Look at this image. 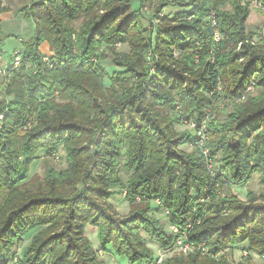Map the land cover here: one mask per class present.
I'll list each match as a JSON object with an SVG mask.
<instances>
[{
    "label": "trees",
    "instance_id": "16d2710c",
    "mask_svg": "<svg viewBox=\"0 0 264 264\" xmlns=\"http://www.w3.org/2000/svg\"><path fill=\"white\" fill-rule=\"evenodd\" d=\"M39 1L34 0L19 9L25 18L33 19L35 23V35L24 43L25 62L20 70L15 71V77L11 80L15 93L20 95L6 103L0 97V114L5 113L9 121L8 124L3 123V133L11 139L13 137L20 139L5 140L7 142L0 140V195L5 187L15 186L27 178L28 170H24L22 164H31L40 150H45L48 155L52 154L61 142L65 144L69 164V169L62 176L71 177L74 171L72 168L76 167L77 177L85 184L72 198L41 194L20 203L16 213L20 212L13 219V225H8L4 230L9 232L11 239L19 238L20 232L42 225L39 217H46L51 204L64 203L68 208L67 228H72L68 230L69 232L65 231L66 234L64 232L63 238L66 239L64 243L72 247L70 232L80 230L84 234L86 229L82 222L90 214L94 217L101 214V208L91 198L92 191L98 190L103 195H110V189L120 187V191L126 193L125 199L130 204L137 203L139 199L153 200L160 195L163 205L170 209L168 210L170 225L175 223L180 225L177 226L179 228L177 233L172 230L168 232L158 220H146L143 216L146 212H143L142 216L140 212L130 216L132 219L138 215L139 221L132 223L124 220L121 223L129 229L143 228L157 244L169 245L177 237L185 235V241L188 243L203 244L207 250L217 252L229 245H239L243 240L248 241L251 250L264 247V205L245 206L237 213L232 200L220 198L215 192L219 184L223 187L236 180L241 184L245 173L251 168L249 161L261 163L260 166L264 164V128L254 135L259 129V122L264 119V42L261 46L258 45L259 47L249 42L250 34L246 32L245 27L250 13L249 8H242L239 5L234 13H230L223 9L225 3L223 0L182 1L183 4L187 3L184 6L186 8L177 12L173 18L166 15L162 21V28H159L152 38L153 33L149 32L146 35L147 30L139 21V18H142L140 2L131 10L133 0H44L41 3ZM102 1L107 2L105 13L101 15L94 10ZM179 3L173 1L171 4ZM6 8L0 4V13ZM84 12L90 13L80 33L64 23L65 19L71 22ZM113 17L124 20L116 26V22L112 21ZM188 17L193 19L190 20ZM218 31L221 32L222 38L215 42L213 36ZM135 32L145 44L131 42L133 44L131 56L122 54L112 60L113 64H123L126 68L114 70L109 76L104 66L100 64L101 60L99 64L94 62L102 56V53L99 54L97 51L106 44L131 40L129 35ZM74 37L77 39L76 46L80 52L76 56L73 55L76 47ZM5 38L0 21V44ZM44 42L50 43L56 55L55 59L52 58L53 68L42 62L43 55L39 48ZM239 43L241 48L238 51L229 50L232 44ZM174 47L182 54L176 60H173L169 53V48ZM145 49H154L155 54L159 55V62H155L157 63L155 72H152L151 65L147 67L143 63ZM212 54L215 56L214 61L210 60ZM156 55L152 60L155 61ZM195 56L199 58L198 63H195ZM240 59L242 61H239ZM27 66L35 67L37 72ZM252 74L255 84L263 88L261 94L231 114L232 121L230 120L228 124L231 135L227 140L222 138L211 141L214 149H219L217 145L219 141L222 143L220 148L224 151L223 164L217 165V168L228 166L231 170L228 173L231 175L230 178L227 176L228 182L205 171V159L202 154L185 155L174 150L175 145L181 144L183 140L184 143L194 140L197 135L189 132L175 135L168 125L162 124L161 119L167 116H162L161 113L170 115L167 123L171 121L181 123L191 113L199 120L206 112L205 107L213 105L219 97V87L223 81L232 80L228 86L230 88L226 93L227 97L230 95L238 98L244 96ZM128 75L137 76L138 82L135 87L125 91L130 82V79H127ZM99 78L101 80H98ZM105 78H109L111 86L115 82H122V86L113 85L115 102L104 104L102 108L95 99L103 96L101 90ZM87 79L93 84H87ZM24 80H27L26 92L22 94ZM97 83L101 85L96 87ZM55 91H59L65 99L67 98L68 103L52 102ZM87 101V109L91 112L98 109L99 114L92 122V127L82 121L85 119L83 111L87 109L81 110ZM30 103L38 113L40 124L33 125L29 132L25 131L23 134L20 127H26L24 123ZM151 103L155 107L153 111L150 110ZM176 103L183 106L187 113L174 110ZM130 105H134L135 110H140V114L136 112L134 115ZM117 107L120 108V112H116ZM48 113L54 118L49 119ZM69 113H72L70 118L80 122H65L64 120L69 118ZM65 125H68V128L63 129ZM209 127L210 132L217 133L213 131L212 125ZM217 127L219 128L218 125ZM82 132L85 134L83 139L85 153L80 155L79 152L84 149L81 150L82 146H77L73 141ZM240 135H243V147L239 148L237 145ZM118 138L125 144L123 152L125 161L119 166L117 156L123 154L118 151L120 149V144L116 141ZM247 138L251 139L248 143ZM155 143L163 147L161 152L163 154L159 157L151 155L150 149ZM238 149L242 154L237 155ZM20 154L24 155L25 161L19 159ZM80 163L83 167L78 169ZM118 170L131 174L126 184L119 181ZM162 171L161 178H158ZM89 181L100 183L101 188L88 187ZM160 184L163 185L162 188H159ZM157 192L160 194L155 196ZM200 196H204L205 199L201 203L197 201ZM32 208L35 211L37 208L42 210L36 215L38 220L31 221V218H28L30 216L28 214L32 212L29 209ZM103 214L111 218L108 213ZM94 217L91 218L92 222ZM119 227L115 225V228ZM14 231L19 234H15ZM101 235L103 243L106 244L109 239L103 233ZM34 239L31 246L24 250L22 260L25 264L30 261L26 253L33 247H36L34 249L36 259L29 263L62 264L60 262L65 259L67 252L51 258L47 256V250H44L45 238L37 235ZM128 241L129 245L125 251H119V247H116L118 254L123 253L132 261L144 259L143 261L147 262L156 258L150 255L149 251L138 254L134 243ZM3 248L8 249L2 241L0 255ZM75 249L77 247L73 248L77 253ZM91 250L93 253L92 247ZM197 252L186 257L194 261L200 256ZM41 255L43 258H39ZM184 258V255H175L165 259L162 264H184ZM77 259L80 262L84 260L80 256Z\"/></svg>",
    "mask_w": 264,
    "mask_h": 264
},
{
    "label": "rangeland",
    "instance_id": "374dc122",
    "mask_svg": "<svg viewBox=\"0 0 264 264\" xmlns=\"http://www.w3.org/2000/svg\"><path fill=\"white\" fill-rule=\"evenodd\" d=\"M33 1L34 0H0V4L4 5L5 8L7 7L5 11L0 13L2 30L6 37L5 41L0 44V97L1 100H3L5 103L9 100L14 99L17 95H20V93H15L13 89V83L11 84V80L15 77V71L20 70L25 62L24 59L26 56V50L24 49V43L25 41L30 40L35 35V23L33 19L25 18L23 13L19 12V9L26 5H29ZM42 1L44 0H40L39 2L41 3ZM173 1L180 3L172 5L171 3ZM182 1L189 2L190 0H133L134 4H132V6L130 7L132 10V8H135V6L140 2L139 9L142 18H139V21L146 28V35L147 33L151 32V34L153 33L152 38H154V35L158 31V29L162 28V21L166 15L169 16L168 18H173V16L177 12L182 11L186 8L184 6H186L185 4L187 3L183 4L184 2ZM223 1L225 2L223 5V9L230 13H234L239 5L242 6V8H249L250 13L245 22L246 32L250 34L251 38L249 42L257 47L261 46L264 42V0ZM106 2L107 1H102L101 3L97 4L94 11H96L97 14H104ZM181 2L183 5H181ZM157 10L158 12H156ZM89 13L90 12H84L77 19L71 22L65 19L64 23L66 22L67 25L71 26L75 31L80 33L83 25H85V23L88 21L87 15H89ZM191 18L192 17H188V19L192 20L193 18ZM123 20L124 19L122 18L118 19V17L112 18V21L114 23L116 22V26L122 23ZM214 35L215 36L213 37L215 42L220 41V39L222 38L220 31H218V35H216V33ZM129 38H131V40L126 39V42L116 41L115 44L114 42L113 44H106L105 46L101 47L99 51H97L99 54L102 53V56L98 61L94 60V62H97L99 64V61L101 60L100 64L104 66L109 76L112 75L114 70H122L126 68L123 64H113L112 60L116 57L118 58L122 54L131 56L133 45L131 42H133L134 44H145V42L140 40V37L136 32L134 34H130ZM74 41L76 46V37H74ZM77 47L78 46H76L74 49L75 53L73 52V55L75 56L80 54ZM240 48L241 43H239L238 45L232 44L229 50L238 51ZM39 50L41 55H43L42 62H44L49 68H53L54 62L52 61V58L55 59L56 55L52 50L50 43L44 42L40 46ZM169 53L170 57L173 60L180 58L182 55L181 51L176 47L169 48ZM154 55H156L154 49H145L143 55L144 65L147 67L151 65L152 72L156 71L157 63L155 62H159L160 60L159 55H156L155 61L152 60ZM210 60H215V56L213 54L210 56ZM239 61H242V59H240ZM198 62L199 58L195 56V63ZM30 68L33 69L35 73L37 72V69L35 67ZM191 76H193V74H191ZM130 77L131 75H128L127 79H130V82L124 89L125 91L135 87L138 82L137 76L131 78ZM251 77V82L247 85V88L243 94L244 96L238 98L230 95L229 97H227L226 93H228L230 88L228 86L232 82V80L226 79L225 81H223L222 86L219 87V97L214 101L213 105H207V107H205L206 112L199 120H196L195 117H193L194 113H191L189 114V117L182 120L181 123H179V121H171L167 123L170 115L161 113L162 116H167L165 119H161L163 121L162 124L168 125V127H170V131L174 132L175 135H181L184 132H189L190 134L197 135L194 140H190L185 143L183 140L181 144L175 145L174 150L185 155L198 153L202 154L205 159V171L209 175H216L217 177L223 178L228 182V177L230 178L231 176H229L228 174L229 172H231L228 166L224 168H217V165L223 164L222 158L224 151H222V148H220V146H222V143L221 141H219V144H217L219 149H214L212 147L211 141L220 140L222 138H225L227 140L231 135V131L228 129V124L232 121L231 114H234L236 110L241 109L243 106L249 104L251 100L258 98V96L261 94L263 88L259 87L258 84H255L256 81H254L253 74L251 75ZM98 80L101 79L99 78ZM26 81L27 80L22 81V94L26 92ZM86 83L90 85L93 84V82L89 81L88 79L86 80ZM110 84L111 81L109 80V78H105L104 87L101 90L103 96L95 99L96 102H98L99 106L101 105L102 108L104 107V104H111L115 102L113 101L116 96L114 94L113 85L122 86V82H115L112 84V86ZM19 85L20 80L18 82V86ZM98 85L100 86L101 84L97 83L96 87ZM27 98L31 99L29 97ZM51 101L56 102L57 104L68 103V99H65L59 91H55L54 97L51 99ZM87 103L88 101L86 102L85 106L82 107L81 111L87 109ZM175 105L176 106L174 110L178 109L181 113H187V110L185 111V108L179 105V103H176ZM130 106H132L131 111L133 110L132 113L134 115H136V112L140 114V110H135L134 105ZM150 107L151 111H153V109L155 108L153 107L152 103L150 104ZM28 108L29 109L26 113L27 117L25 119L26 121L24 123L26 124V127H20V132H22L23 134L25 131L29 132L33 128V125L40 124L37 115L38 113H36L34 105L30 103V106ZM97 110L98 109H96L95 112H91L88 109L87 111H83L85 119L82 121H85L89 127H92V122L99 117ZM69 111L72 110L69 109ZM116 112H120V108L118 109L117 107ZM48 114V118L51 119V117L53 116H51L50 113ZM70 114L72 113H69L68 117L70 116ZM6 116L7 115L5 113L0 114V140H3L4 142H7L8 140L19 141V138L13 137L11 139V137L3 133V123L8 124L9 122ZM64 121L69 123L80 122L70 117L65 119ZM210 125L214 127L213 131H216L217 133L210 132ZM217 125L219 126V128L217 127ZM258 126L259 129L254 133V135L258 134L261 131L262 127L264 128V119L259 122ZM64 128H68V125L63 126V129ZM80 133H78V135ZM83 133L84 132H82V134H80V136L77 139L75 138L76 140L74 139L73 141V143H76L77 146H82L81 150L84 149L85 143V141H83V139L85 138V134ZM166 133L168 134L169 131H167ZM242 138L243 135H240L238 140L239 144L237 145L239 148L243 147ZM246 140V142L248 143L251 139L247 138ZM116 141H118L120 144V149L118 151L122 152L120 154H123L117 156L119 160L117 166H119L122 165L125 161V155L123 153L125 144L121 141L120 138H118ZM197 143H199V145ZM161 146L162 145L158 143L153 144L150 149L151 155L154 154L156 157H159L161 154H163L161 153L163 151V147ZM240 152L242 151L238 149L237 155L242 154ZM83 153H85V149L82 152H79L80 155H82ZM66 155L67 154L65 151L64 142L59 143L55 147L54 152L50 155H48L45 150L38 151L31 164H22L24 170H28L27 178L19 182L15 186H9L3 189V192L0 195V243L3 241V245L7 246L8 249H2V255H0V264H25L22 260L24 259V250L31 246L32 242L36 239H34V237L37 235H40V238H45L44 250H47V256L52 258L56 257L60 253L67 252L65 259L60 262L62 264H149L154 261V259L147 262H144V259H135L134 261H132L131 259H128L127 256H125L123 253L118 254L116 247H119V251H125L126 247L129 245L128 240L134 243V248L138 254H144L145 252L149 251L150 255L152 254V256H162L161 264L165 259L174 257L175 255H184V264H264V247H258L259 250H251L248 247L247 240L240 241L239 245H229V247H223L218 252L211 251V249L205 252H202L199 249H194L186 253L185 251L175 246V240L172 241L169 245H162L161 243L157 244L150 237L149 232H147L143 228L129 229L127 227H124L121 224L122 222H124V220H129L132 223H134V221H139L138 215L132 219L130 218L131 215L140 212V216H142L143 212H146V214H148L143 215L146 220H158L159 224L161 226H164V228L169 232L171 230V223L169 221L170 214L167 213V211L170 209L163 205L162 198L159 197L160 195L154 197L153 200L139 199L137 203L130 204L125 199L126 193L124 191L121 192L120 187L112 189L109 188L110 195H103L102 193L98 192V190L92 191L91 198L101 208V214H97L95 217L94 215L90 214V216L82 222V224L85 225L86 229V232L84 234H82L80 230L70 232L72 236V247L69 246L68 243H64L66 239L63 238L64 232H69L68 230L72 228H67L68 223L66 222V212L68 208H66L67 206L64 203L51 204L46 217H39V220H41L39 222H43L42 225L38 227L36 226L23 233L20 232V234L19 232L14 231V233H18L20 237L11 239V237L9 236V232L4 230H6L8 225H13V219L18 214V212H20L18 211L16 213V209L20 203L41 194H53L61 198H72L77 193V190L85 184L82 179H79L77 177L78 175L75 171V169H77L76 167L72 168V170L74 171L71 173V177H64V172L69 169ZM19 159L22 162L25 161L24 155L20 154ZM240 159L241 157L239 156L238 160L240 161ZM249 164L251 165V168L245 173L242 179L243 182L241 184H238L239 180H236L232 181V183L229 182L223 187L219 184V186H216L215 188V192L218 197L228 198L234 202L237 208V213L239 210L241 211L245 206L264 205V164L260 166L261 163H256L254 160L249 161ZM81 167L83 166L80 163L78 169H81ZM62 174L64 175L62 176ZM162 174L163 171L157 177L161 178L160 175ZM117 176L120 179L119 181L126 184L131 174L124 170H118ZM87 186H90V188H101L100 183H93V181L87 182ZM162 187L163 185L160 184L159 188ZM111 192H113L112 195ZM158 193L160 194V192H157L155 193V196ZM204 200V196H200L197 199L199 203ZM33 210L34 208L29 209V211L32 212L28 214V216L30 215L28 218H31V221L38 220L36 215H38L42 211L39 208H37L36 211ZM103 212L108 213L111 218L105 217ZM93 217L94 222H92L91 220V218ZM189 220L190 218L188 219V221ZM6 221H8L7 224H5ZM115 225H118L120 227L117 229L115 228ZM185 225L186 224H184V226ZM175 226L180 225L175 223ZM130 228H132V225H130ZM102 233L107 239H109L106 244H104L101 239ZM60 234L62 235L59 238ZM90 246L94 249L93 253ZM76 247L77 249L75 250H77V253L73 250V248ZM35 248L36 247L29 249V251H27L26 253L27 258H29L30 261L36 259L34 257ZM196 251H198L197 253L200 254V256L197 257L196 260L192 261L186 257L191 253H196ZM42 255L39 258H43ZM78 256L82 257L84 260L80 262L77 259ZM135 256L139 257V255ZM29 262L28 264H31Z\"/></svg>",
    "mask_w": 264,
    "mask_h": 264
},
{
    "label": "built area",
    "instance_id": "2783aa9c",
    "mask_svg": "<svg viewBox=\"0 0 264 264\" xmlns=\"http://www.w3.org/2000/svg\"><path fill=\"white\" fill-rule=\"evenodd\" d=\"M216 35H218V32L216 33ZM167 213H169V211H167ZM171 230L175 233L179 232V228L175 225H171ZM174 242L177 248L185 251L186 253L194 249H199L202 252L207 251V249L204 247L203 244L188 243L187 241H185V235L184 236L181 235L177 237ZM161 262H162V256H159V257H156L154 261L149 264H161Z\"/></svg>",
    "mask_w": 264,
    "mask_h": 264
}]
</instances>
